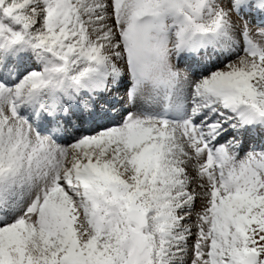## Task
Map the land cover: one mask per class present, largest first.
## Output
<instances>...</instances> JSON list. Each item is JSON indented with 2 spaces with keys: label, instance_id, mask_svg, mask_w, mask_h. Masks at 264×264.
<instances>
[{
  "label": "snow or ice",
  "instance_id": "1",
  "mask_svg": "<svg viewBox=\"0 0 264 264\" xmlns=\"http://www.w3.org/2000/svg\"><path fill=\"white\" fill-rule=\"evenodd\" d=\"M0 264H264V0H0Z\"/></svg>",
  "mask_w": 264,
  "mask_h": 264
}]
</instances>
